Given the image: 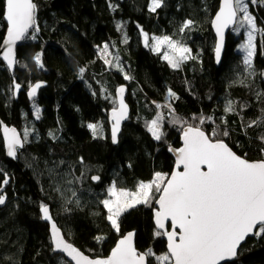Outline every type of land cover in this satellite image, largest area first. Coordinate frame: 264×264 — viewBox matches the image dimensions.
Instances as JSON below:
<instances>
[{"label":"trees","instance_id":"trees-1","mask_svg":"<svg viewBox=\"0 0 264 264\" xmlns=\"http://www.w3.org/2000/svg\"><path fill=\"white\" fill-rule=\"evenodd\" d=\"M35 1L40 39L47 31L59 37L54 35L53 44L45 47L49 71H39L33 60L26 58L29 44L20 51L19 58L26 59H21V67L17 68L18 82L40 77L49 85L42 91V123L16 162L6 157L0 133V182L5 174L9 179L4 185L9 202L0 207V264H70L53 253L48 226L38 208L40 198L47 201L68 240L91 257L107 256L130 231H136V246L141 252L152 249L158 255L165 253L166 240L154 236V204L124 213L117 233L94 194L97 190L103 194V184L113 181L118 187L134 191L139 181L151 180L154 172H172L175 160L169 148L181 146L182 126L171 124L172 116L165 111V136L161 141L155 140L147 128L157 112L154 102L163 101L169 89L176 94V98L171 97L175 115L206 132L219 125L221 132L229 130L230 135L221 138L238 154H246L249 160L264 158L260 153L264 143L258 139L264 134V126L244 127L260 117L264 109V101L256 96L257 92L264 93V77L259 75L264 71V39L263 45L257 42L253 61L257 75L241 85L233 82L246 75L243 55L236 50L238 41L230 34L222 64L218 67L215 63L216 38L211 20L220 0H163L155 12L149 10L150 0ZM248 2L257 25L264 26L263 4ZM2 11L0 0V27L4 25ZM186 20L194 24L181 32ZM118 22L122 30L117 29ZM141 29L150 36L168 35L186 43L198 59L184 62L179 69L170 67L161 54L145 46ZM105 42L118 48L131 79H124L120 71H110L104 64L96 46ZM80 67L86 68L83 76ZM120 84L128 85L131 111L120 141L114 145L102 138L101 129L100 137L93 139L87 125L103 124L108 131L107 116L116 103L115 90ZM1 89L0 117L17 124L16 114L29 110L24 99H15L8 71L0 72ZM229 100L236 103L235 113L225 112ZM245 104L247 107H242ZM202 115L213 119L200 125ZM222 117L226 124L221 122ZM92 176H99L100 181H93ZM104 196L107 198V194ZM98 236L104 239L97 240ZM148 261L159 264L154 256ZM230 264H264V237L249 238L240 249L238 261Z\"/></svg>","mask_w":264,"mask_h":264},{"label":"snow or ice","instance_id":"snow-or-ice-1","mask_svg":"<svg viewBox=\"0 0 264 264\" xmlns=\"http://www.w3.org/2000/svg\"><path fill=\"white\" fill-rule=\"evenodd\" d=\"M250 3L255 5L264 3V0H250ZM162 4L163 0H150L148 7L150 11L155 12ZM37 8L34 0H3L2 15L7 23V37L4 40V45L7 47L3 52V59L7 61L9 69L20 63L16 59L17 42L29 38L35 40L36 33L40 31L36 24ZM212 23L219 37L214 49L217 63L220 62L223 48V30L229 25H233V31L236 32L241 28L246 30L247 39L240 45L245 53L242 63L246 75L233 82L245 85L249 78L257 75L253 65V57L256 54L254 39L257 32L264 33V28L257 27L256 17L249 10V2L246 0H221ZM193 24L192 20L184 21L180 31L190 29ZM122 27L118 22L117 29L122 30ZM141 33L145 46L152 51L159 53L162 47L165 48L162 58L174 69H179L188 60L196 59L191 55L192 50L180 40L168 35L150 37L142 29ZM124 42H127L126 36ZM98 48L100 58L105 65L123 72L119 57L113 56L109 43H104ZM32 59L37 68L43 69L41 52H37ZM78 71L83 76L86 68L80 67ZM259 75L264 77V71ZM124 79L128 80L131 77L125 73ZM41 86L40 82L30 85L29 97H34ZM13 87L14 90H19L21 85L14 83ZM124 92V86L117 89V94L120 96L119 107H114L111 111V139L114 144L118 143L121 121L127 118ZM168 95L176 98V94L171 89L168 90ZM256 96L257 99L264 101V93L257 92ZM156 107L169 109V115L172 116L170 123L182 126V146L176 149L169 148L176 153L172 172L170 174L154 172L151 180L139 181L134 191L126 187H118L117 182L113 181L107 189V198L100 203L107 210L106 219L117 233L121 231L122 214L141 205L152 207L154 204L156 206L152 209L154 236L166 237L167 251L160 255H156L152 249L139 252L133 243L135 233L128 232L117 241L109 255L90 258L67 242L56 223L52 222L53 251L63 252L75 264H150L147 258L153 256L159 264H221L222 261L234 260L238 255V249L250 236L264 237V158L249 160L246 154L238 155L221 138L228 137L229 130L225 129L221 132L219 125L211 132H205L202 127L189 124L175 115V109L170 103L157 104ZM242 107L246 108L247 105ZM236 111V103L227 101L225 112ZM36 112V118L39 119L40 109L36 108ZM261 113L260 117L251 120L244 127L247 129L264 126V109H261ZM164 119L163 113L157 112L156 117L147 123L148 131L157 141H161L165 136L161 131ZM212 119L211 116L202 115L199 117V124L203 125ZM221 122L227 123L223 117ZM87 127L92 130L95 138L97 129L102 131L103 125L89 123ZM3 131L7 155L15 158L18 149H22L28 142L29 129L26 128L22 135L17 133L15 128L4 127ZM49 135L53 134L49 133ZM258 139L264 143V134ZM260 153L264 157V148L260 149ZM91 179L99 181L100 177L92 176ZM8 183L9 179L5 174V179L0 182V190ZM57 191L60 189L57 188ZM71 194L73 197L76 196L75 191ZM5 200L6 197L0 194V205L4 204ZM76 203H79L78 199ZM40 212L43 220H53L47 204L40 205ZM96 239L104 238L98 236Z\"/></svg>","mask_w":264,"mask_h":264},{"label":"flooded vegetation","instance_id":"flooded-vegetation-1","mask_svg":"<svg viewBox=\"0 0 264 264\" xmlns=\"http://www.w3.org/2000/svg\"><path fill=\"white\" fill-rule=\"evenodd\" d=\"M116 1H118L119 3H123L124 1H121V0H116ZM37 13V12H36ZM2 24H4L2 27H0V49H1V44H2V40H3V38H4V35H5V31H6V29H7V23H6V21L3 19V16H2ZM3 31V32H2ZM39 35L40 34H38V39H37V41H39L40 39H39ZM142 39H143V35H142ZM37 41H32V39H27V42L26 43H21L20 44V46L18 47V49H17V53H18V61L20 62L18 65H21V58H19V55H20V51H21V49L22 48H24L26 45H28V44H31V43H35V42H37ZM143 41H144V39H143ZM238 44V43H237ZM99 46V45H98ZM98 46H96V48L98 47ZM33 62H34V60H33ZM34 64H35V62H34ZM39 71L40 70H43L44 72L46 71V69H39V68H37ZM22 85L23 84H26L27 85V83H25V82H23V81H21L20 82ZM30 89V88H29ZM42 91L43 90H39V93H38V96H37V98L36 99H34V100H32V101H30L29 100V97H28V92H25L24 91V89L22 90V92L20 93V95H19V97L18 98H20V101H21V99L23 100H25V104H24V106L26 107V108H28V110H29V113H17L16 114V118H17V124H11V123H9V122H7V121H5V120H3V119H1V117H0V119L3 121V122H5L7 125H9V126H11V127H16L17 129H18V131H19V133L22 135V133L24 132V130L27 128V129H29V132H30V135H29V137H28V142L24 145V147L22 148V149H18V152H19V154H20V152H24V151H26V149L29 147V144L31 143V140L33 139V138H35L36 136H35V130L40 126V124L42 123V120H43V118H44V112H43V109H44V107H43V105H42V100H41V98H42ZM17 101H18V99H17ZM19 107H23L22 105L20 106L19 105ZM18 107V108H19ZM36 108H39L40 109V112H39V119H37L36 117H37V112H36ZM21 109V108H20ZM109 116H110V114H109ZM0 133H1V124H0ZM183 133V132H182ZM1 136H2V133H1ZM91 136L93 137V134H92V131H91ZM181 136H182V134H181ZM100 136H99V133H98V129H97V135H96V137L94 138L93 137V139H98ZM2 141H3V147H4V149H5V151H6V148H5V142H4V138H3V136H2ZM182 144V143H181ZM18 157H19V155H18ZM5 186H3V188H4ZM94 189H96V188H94ZM97 190V189H96ZM97 193H99V191L97 190ZM43 204H46V203H43ZM48 205V204H47ZM52 210V209H51ZM41 217H42V214H41ZM42 221H43V223L45 224V226L47 227L48 226V235H49V238H50V240H51V243H52V239H51V236H50V231H49V223H47V222H45L43 219H42ZM62 233L64 234V237H65V239L69 242V243H71V244H73V245H75L76 247H78L75 243H73V242H71V241H69L68 240V238L66 237V235H65V233H64V230H62ZM52 247H53V243H52ZM54 248V247H53ZM79 248V247H78ZM80 249V248H79ZM80 250H82V249H80ZM83 251V250H82ZM85 252V251H84ZM53 253L54 254H56L57 256H62L67 262H69L70 264H72V262H70L68 259H67V257L64 255V254H62V253H55L54 251H53ZM86 253V252H85ZM110 253V252H109ZM87 254V253H86ZM109 255V254H108Z\"/></svg>","mask_w":264,"mask_h":264},{"label":"bare ground","instance_id":"bare-ground-1","mask_svg":"<svg viewBox=\"0 0 264 264\" xmlns=\"http://www.w3.org/2000/svg\"><path fill=\"white\" fill-rule=\"evenodd\" d=\"M263 4V7H264V3H262ZM263 22H264V19L262 20ZM36 24L38 25L39 24V19H38V13H36ZM262 27H264V26H262ZM32 32V31H31ZM30 32V33H31ZM39 39H40V36H41V33L39 32ZM55 34H52V33H50V32H45V33H43V36L41 37V39L39 40V41H37V42H35V43H31V44H29L28 45V47H29V49H30V51H29V53H28V56L26 57V58H30L31 60H33L32 59V57L37 53V52H41L42 53V62H43V64H44V69H46L47 71H49V66H47V64H46V61H47V59H48V54H47V52L45 51V47H46V45L47 44H53V41H52V37L54 36ZM56 37H59V34H56L55 35ZM27 42V39H25V40H23L22 41V43H26ZM54 45H55V43H54ZM53 57V56H52ZM25 57L23 58H21V59H26ZM17 60H18V53H17ZM22 64V63H21ZM19 67H21L20 65H18V64H16V69H15V72H14V75H12L11 73H10V71H9V69H8V66L5 64V62L3 61V58L2 57H0V72H3V73H5L6 71H8L9 73H10V75H11V77H12V84H14V81H16L17 83H19L18 82V80H17V77H16V75L19 73V75H20V72H17V68H19ZM21 71H24V69H20ZM40 71H42V72H44L43 70H40ZM28 82V83H27ZM26 83H27V85L26 84H21V83H19V84H21L22 86V88H21V90H20V93L22 92V90L24 89V91L25 92H28L29 91V88H30V85H34V84H36V83H38V82H41L42 83V86L39 88V89H41V90H45L46 88H47V86L49 85L48 84V81L47 80H43L42 78H40V77H33L32 79L30 78L28 81H27ZM14 88V87H13ZM3 89H1L0 91H2ZM3 93H5V92H3ZM6 93H7V91H6ZM20 93H19V95H20ZM168 97H169V95H168ZM169 98H171V97H169ZM8 100V94H7V99H6V101ZM109 113V112H108ZM2 119V118H1ZM165 120V119H164ZM163 120V121H164ZM107 122H108V131L106 130V128H105V132H104V134H102V138H106V139H108L109 141H111V131H110V117H109V115L107 116ZM98 125H99V123H98ZM99 129V128H98ZM171 148H173V146H171ZM111 185V183H106L105 185L103 184V189H102V191H104V193L102 194V192L100 193L101 195H99V193H97V192H95V194H94V196H95V198L97 199V200H103L104 198H106V196H104V195H106L107 194V189H108V187ZM118 185V184H117ZM0 194H2V195H4L5 197H6V200H5V203L4 204H2V206L3 205H5V204H7L8 202H9V194H8V191H7V189H5V188H2V190H0ZM43 203H47V201H45V200H43L42 198H40V200H39V203H38V208H40V205L41 204H43ZM49 206V205H48ZM49 209H50V213H51V215H52V217H53V221L56 223V225H57V227L60 229V230H63V227H62V225H61V223H60V221L57 219V217L54 215V213L52 212V210H51V207L49 206ZM41 213V212H40ZM42 214V213H41ZM40 216V215H39ZM30 222H32V221H30ZM51 227V224H49V228Z\"/></svg>","mask_w":264,"mask_h":264},{"label":"water","instance_id":"water-1","mask_svg":"<svg viewBox=\"0 0 264 264\" xmlns=\"http://www.w3.org/2000/svg\"><path fill=\"white\" fill-rule=\"evenodd\" d=\"M121 1H124V0H121ZM34 2L36 3V1L34 0ZM220 4H221V0H220ZM220 4H219V7H220ZM218 10H219V8H218ZM217 10V11H218ZM217 11H216V13H217ZM216 13H215V15H214V17L212 18V20H211V28H212V31H213V33H214V36H215V38H216V42H215V46H216V44H217V42H218V40H219V37L217 36V33H216V30H215V27L213 26V23H212V21L214 20V18H215V16H216ZM233 25H229V27H227V28H225L224 30H223V32H224V37H223V48H222V52H221V57H220V62L219 63H217V61H216V56H215V54H214V57H215V63H216V66H220L221 64H222V62H223V59H224V54H225V51H226V47H227V40H228V36H229V34L231 33V31H232V29H233ZM30 32L32 31L31 29L29 30ZM6 37H7V29H6V31H5V35H4V38H3V40H2V44H1V49H0V57H2L3 58V52H4V50H5V48L7 47L6 45H4V40L6 39ZM22 43V41H18L17 42V45H16V48H15V51H16V59H17V49H18V47L20 46V44ZM214 53H215V51H214ZM3 61L5 62V64L7 65V61H5L4 59H3ZM9 69V68H8ZM15 69H16V64L15 65H13V67L11 68V69H9V71H10V73L12 74V75H14V72H15ZM14 83H17L16 81H14ZM41 83V82H40ZM19 84V83H18ZM14 85V84H13ZM21 85V84H20ZM22 86V85H21ZM121 86H124V88H125V92L123 93V100H124V102H125V104L127 105V118L126 119H124V120H122L121 121V125H120V132H119V134H118V143H119V141H120V136H121V133H122V130H123V126H124V124H125V122H127V120L129 119V116H130V111H131V107H130V105H129V103H128V101H127V95H128V85L127 84H120V85H118L117 87H116V90H115V96H116V101H117V107H119V100H120V96L117 94V89L119 88V87H121ZM22 88V87H21ZM21 88L19 89V90H14V92H15V94H14V97H15V99L17 100L18 99V97H19V93H20V90H21ZM39 90L40 89H37V91H36V94H35V96L34 97H29V95H28V97H29V100L30 101H32V100H34V99H36L37 98V96H38V93H39ZM29 91H30V89H29ZM29 91H28V93H29ZM112 111V110H111ZM111 111H110V131H111V124H112V120H111ZM0 122H2V124H1V133H2V136H3V138H4V131H3V128L4 127H8V128H15L16 129V131H17V133H19V131H18V129L16 128V127H11V126H9V125H7L5 122H3L1 119H0ZM206 132V131H205ZM182 136H183V133H182ZM182 136H181V143L183 144V140H182ZM111 141H112V139H111ZM4 142H5V139H4ZM226 142V141H225ZM113 143V142H112ZM118 143H113L114 145H117ZM182 144H181V146H182ZM180 146V147H181ZM230 146V145H229ZM180 147H178V148H180ZM231 147V146H230ZM5 148H6V157L10 160V161H12V162H16V160L18 159V155H19V152H17V156L15 157V158H13V157H9L8 155H7V146H6V142H5ZM173 149H176V148H173ZM234 150V149H233ZM235 151V150H234ZM171 154H172V156L174 157V160L176 159V153L174 152V151H171ZM238 154V153H237ZM238 155H240V154H238ZM100 181V180H99ZM99 181H95V182H99ZM4 206V205H3ZM2 205H0V207H3ZM156 207V206H155ZM153 220H154V215H153ZM45 221V220H44ZM45 222H47V223H49V224H51L52 222H54L53 220L52 221H45ZM49 231H50V236H51V227L49 228ZM130 232H134L135 233V235H134V237H133V243H134V246L137 248V246H136V231H130ZM127 234V233H126ZM61 235H63L64 236V234L62 233V230H61ZM252 237H255V236H250L249 238H252ZM65 238V237H64ZM249 238H247V240L249 239ZM52 239V238H51ZM164 239L166 240V237H164ZM66 240V239H65ZM246 240V241H247ZM67 241V240H66ZM68 242V241H67ZM166 242H167V240H166ZM53 243V242H52ZM246 242H244L243 244H245ZM242 244V245H243ZM116 245V244H115ZM242 245H241V247H242ZM75 246V245H74ZM53 247H54V244H53ZM76 247V246H75ZM115 247V246H114ZM241 247H240V249H241ZM78 248V247H77ZM79 249V248H78ZM240 249H238V255H237V257L234 259V260H230V261H222L221 262V264H230V263H233V262H236V261H238V259H239V256H240ZM138 250V249H137ZM82 251V250H81ZM139 252H141L140 250H138ZM55 253H62V254H64L63 252H60V251H54ZM82 252H84V251H82ZM111 252V251H110ZM84 254L85 255H87V256H89L90 258H96V257H91L90 255H88V254H86L85 252H84ZM65 256H66V254H64ZM67 257V256H66ZM104 257H106V256H104ZM67 259L70 261V262H72V264H75V262L74 261H71L70 260V258H68L67 257ZM147 260H148V258H147Z\"/></svg>","mask_w":264,"mask_h":264},{"label":"rangeland","instance_id":"rangeland-1","mask_svg":"<svg viewBox=\"0 0 264 264\" xmlns=\"http://www.w3.org/2000/svg\"><path fill=\"white\" fill-rule=\"evenodd\" d=\"M246 2H248V0H246ZM38 9V8H37ZM249 10H250V4H249ZM38 26V25H37ZM39 27V26H38ZM257 27L258 28H264V27H260V26H258L257 25ZM40 29V28H39ZM38 34H39V32L38 33H36V39L35 40H33L32 39V41H37V39H38ZM230 35H231V37H233V38H235L237 41H238V46H237V48H236V50L238 51V52H240L242 55H243V57H244V55H245V53L243 52V50L240 48V45L241 44H243L244 42H245V40L247 39V33H246V30L244 29V28H241L240 30H239V32H236V31H233V29H232V31H231V33H230ZM150 36V35H149ZM153 36H156V35H153ZM151 37V36H150ZM144 39V38H143ZM263 39H264V33H259V32H257L256 34H255V39H254V44L256 45V47H257V42L258 41H260L261 42V45H263ZM106 43V42H105ZM150 43H151V41H150ZM104 44V43H103ZM103 44H101V45H99V46H102ZM110 44V51L113 53V56H117L118 55V57H119V61H120V64L122 65V67H123V72H119V70L117 69V68H115V67H110V66H108V65H106L107 67H108V69L110 70V71H116V72H119V73H122V75H123V77H124V75H125V73H126V69H125V67L123 66V63H122V60H121V58H120V54H119V51H118V48L116 47V46H114V47H111V43H109ZM184 45H186L188 48H190L189 47V45H187L186 43H183ZM96 49H98V54H99V56H100V53H99V48L97 47ZM151 49V48H150ZM191 49V48H190ZM165 50V48H161L160 49V52L159 53H157V52H154V53H157V54H161V56H162V53H163V51ZM191 55H193V56H195L193 53H192V51H191ZM196 57V56H195ZM255 57V56H254ZM254 57H253V61H254ZM196 59H198L197 57H196ZM110 97H112V98H114V94L113 93H111V96ZM166 103H170L171 104V106H172V108H174L173 107V105H172V101H171V98H169L168 96L163 100V101H160V102H155L154 104L155 105H157V104H160V105H164V104H166ZM114 107H117V101H116V103H115V105H114ZM113 107V108H114ZM156 109H157V112H160V113H163V115H164V112L165 111H169V109H167V108H165V107H161V108H157L156 107ZM157 112H156V115H157ZM156 115L154 116V118L156 117ZM153 118V119H154ZM101 125H103V124H101ZM163 125H164V123H163V121H162V126H161V131H162V128H163ZM104 132H105V127H104V125H103V128H102V131H101V133L102 134H104ZM163 173H165V172H163ZM105 199V198H104ZM123 215V214H122ZM156 254V253H155ZM156 255H158V254H156ZM155 257V256H154Z\"/></svg>","mask_w":264,"mask_h":264}]
</instances>
